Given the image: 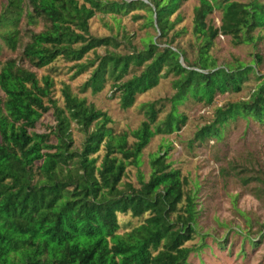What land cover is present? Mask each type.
<instances>
[{
    "label": "trees",
    "instance_id": "16d2710c",
    "mask_svg": "<svg viewBox=\"0 0 264 264\" xmlns=\"http://www.w3.org/2000/svg\"><path fill=\"white\" fill-rule=\"evenodd\" d=\"M185 1L0 2V52L18 50L0 63V264H187L192 200L185 195L178 213L186 179L170 168L165 150L150 156L147 179L139 174L138 188L121 179L126 166L140 165L152 136L171 134L184 124L186 116L176 105L187 98L208 106L215 94L240 92L253 74L257 83L248 98L215 107L213 119L196 130L194 139L219 137L220 128L238 118L263 120L264 74L249 64L217 65L208 52L218 34L229 36L235 46L253 41V30L264 25V3L198 0L191 18L196 54L189 60L168 38ZM212 10L219 13L218 26L208 20ZM128 13L131 21L152 28L155 38L145 31L137 48L125 32L119 38L90 34L87 21L93 15ZM58 59L72 63L71 77L88 71L78 91L98 93L109 82L122 109L170 76V109L157 119L164 103L146 101L136 129L114 132L107 126L108 114L70 93L67 85L59 91L62 106L57 105L50 72ZM36 69L49 73L37 76ZM49 110L53 125L36 130ZM72 123L83 135L78 147ZM126 213L144 218L119 233L117 215Z\"/></svg>",
    "mask_w": 264,
    "mask_h": 264
},
{
    "label": "rangeland",
    "instance_id": "374dc122",
    "mask_svg": "<svg viewBox=\"0 0 264 264\" xmlns=\"http://www.w3.org/2000/svg\"><path fill=\"white\" fill-rule=\"evenodd\" d=\"M235 1L243 3L250 0ZM256 1L264 3V0ZM197 3L198 0H186L182 3L177 11L181 19L168 34V38H174L173 45L185 50L189 60L194 59L196 54L191 34V18L192 9ZM174 16L175 14L171 20ZM209 19L213 26H218V11L212 10ZM141 21H131L129 13L114 16L97 14L87 24L90 34L96 37L115 35L119 38L125 32L131 36L132 45L140 48L138 41L145 31L155 38L154 30L149 26L144 27ZM39 28L40 25L36 26L34 31ZM252 34L253 41L237 46L229 36L218 34L212 40L208 53L217 65L249 64L256 73L264 74V25L255 28ZM17 51L2 49L0 63L3 58L16 55ZM96 53L102 54L103 51L97 49ZM71 64L61 59L52 63L55 70L50 72L53 78L50 93L57 105L62 106L59 91L62 85H67L70 93L83 96L97 110L108 114L111 122L107 126L113 128L114 132L136 129L144 117L141 104L146 101L159 100L164 103L157 119L162 118L170 109L166 101L174 93L171 87L173 78L170 76L160 78L156 86L136 97L132 107L122 109L118 104L117 93L112 92L109 82L98 93L78 91L80 84L88 76V71L71 77ZM33 71L37 76L49 73L46 69ZM256 83L253 74H249L241 85L240 92L215 94L208 106L190 98L178 103L177 112L186 116L184 124L171 134L152 136L142 150L140 165L137 168L130 165L125 168L121 182H129L133 188H138V175H142L143 180L147 179V161L150 156L165 150L166 162L170 168L178 169L186 179L178 213H181L185 204V195H189L194 213V234L185 242L190 247L186 257L187 264H264V118L261 122L249 118L231 120L220 128L219 137L203 142L194 139L196 130L213 119L215 107L247 99ZM53 123L49 110L41 116L35 129L44 131L45 126ZM69 129L73 146L78 147L83 135L74 123ZM128 141H132L130 136ZM102 154L103 150L100 149L97 153L99 160ZM143 218L134 219L128 213L118 214L117 232L122 233L137 226Z\"/></svg>",
    "mask_w": 264,
    "mask_h": 264
}]
</instances>
